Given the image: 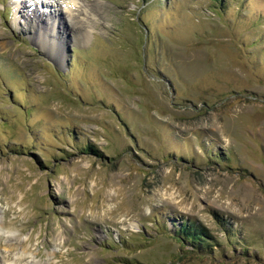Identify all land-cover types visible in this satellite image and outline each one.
<instances>
[{
  "label": "rangeland",
  "instance_id": "1",
  "mask_svg": "<svg viewBox=\"0 0 264 264\" xmlns=\"http://www.w3.org/2000/svg\"><path fill=\"white\" fill-rule=\"evenodd\" d=\"M26 1L0 0V263L264 264V0Z\"/></svg>",
  "mask_w": 264,
  "mask_h": 264
},
{
  "label": "bare ground",
  "instance_id": "2",
  "mask_svg": "<svg viewBox=\"0 0 264 264\" xmlns=\"http://www.w3.org/2000/svg\"><path fill=\"white\" fill-rule=\"evenodd\" d=\"M74 1V0H73ZM27 3H28V0L26 1ZM25 2V3H26ZM75 3H77V2H75ZM96 4V3H95ZM99 5V4H98ZM30 6V5H29ZM74 6V5H73ZM72 6V7H73ZM25 7V6H24ZM24 7H20V9H19V11L21 10L22 12L24 11H26L25 10V8ZM77 7V6H76ZM101 7V6H100ZM83 8V7H82ZM85 8V7H84ZM81 9V5H79V7L78 8H73V9H71L70 10V13L68 14L70 17H71V13L73 12V11H77V17H79V14L81 13L80 10ZM92 9V8H91ZM96 9V8H95ZM97 10V9H96ZM84 11V10H83ZM82 11V12H83ZM87 11V10H86ZM92 12V11H91ZM86 13V12H85ZM27 16H32V17H34L35 19H37V24H38V26H39V28L40 29H42L44 26H53L52 27V30L53 31H55V24H56V21H58L59 22V24H60V18H59V15H58V11L57 10H54L53 12H52V10L51 11H46V10H44V11H42L41 13L40 12H36L34 9H31V10H29L28 12H27ZM88 14V13H87ZM86 14V15H87ZM92 14V13H91ZM95 14V13H94ZM85 15V14H84ZM81 16H83V14L81 15ZM93 16V15H92ZM88 17V16H87ZM71 18H73L72 20H74L75 21V19H74V17H71ZM76 18V17H75ZM83 18V17H82ZM77 19V18H76ZM80 20V19H79ZM82 20V19H81ZM89 21H93L91 18H86V21H85V18H84V22L85 23H88L89 25H91L90 24V22ZM80 22L81 21H79L78 22V24H80ZM52 23H53V25H52ZM83 22H81V24H82ZM92 23V22H91ZM93 23H95V22H93ZM84 24V23H83ZM82 24V25H83ZM87 25V24H86ZM81 27V26H80ZM90 27V26H89ZM41 36H42V34H41V32L39 31L38 32ZM39 35V36H40ZM42 39V38H41ZM47 50H51V49H49L48 48V46H47ZM2 226H3V222L0 220V229L2 228ZM17 239H19V238H17ZM22 253H23V251H22ZM26 253V252H25ZM21 257H23L22 256V254H21V256L19 257V260L21 259ZM35 257V256H34ZM16 263V262H15ZM1 264V263H0ZM14 264V263H13ZM29 264H43L41 261H35V260H31V262L29 263Z\"/></svg>",
  "mask_w": 264,
  "mask_h": 264
},
{
  "label": "trees",
  "instance_id": "3",
  "mask_svg": "<svg viewBox=\"0 0 264 264\" xmlns=\"http://www.w3.org/2000/svg\"><path fill=\"white\" fill-rule=\"evenodd\" d=\"M173 235L191 245L198 244V250L200 248L211 250L214 245L210 242L212 237L203 228L189 221H183L181 226L173 232Z\"/></svg>",
  "mask_w": 264,
  "mask_h": 264
}]
</instances>
